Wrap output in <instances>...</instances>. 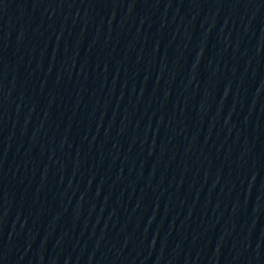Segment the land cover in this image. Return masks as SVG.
<instances>
[{"label":"water","instance_id":"1","mask_svg":"<svg viewBox=\"0 0 264 264\" xmlns=\"http://www.w3.org/2000/svg\"><path fill=\"white\" fill-rule=\"evenodd\" d=\"M0 264H264V0H0Z\"/></svg>","mask_w":264,"mask_h":264}]
</instances>
